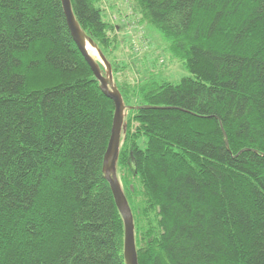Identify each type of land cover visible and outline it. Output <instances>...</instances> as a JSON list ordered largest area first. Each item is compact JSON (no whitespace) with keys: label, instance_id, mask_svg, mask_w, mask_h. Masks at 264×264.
<instances>
[{"label":"trees","instance_id":"16d2710c","mask_svg":"<svg viewBox=\"0 0 264 264\" xmlns=\"http://www.w3.org/2000/svg\"><path fill=\"white\" fill-rule=\"evenodd\" d=\"M71 1L126 106L139 264H264V0H133L178 83L129 78L101 0ZM115 110L62 0H0V264H127L104 173Z\"/></svg>","mask_w":264,"mask_h":264},{"label":"rangeland","instance_id":"374dc122","mask_svg":"<svg viewBox=\"0 0 264 264\" xmlns=\"http://www.w3.org/2000/svg\"><path fill=\"white\" fill-rule=\"evenodd\" d=\"M101 5L108 20L117 26L118 43L113 54L117 62L126 65L125 74L129 78L137 81L156 71L161 73L157 74L159 78L178 83L191 76L184 63L172 57L164 35L151 25L139 23L140 15L134 11L133 0H101ZM87 47L95 59L102 61L96 47L88 42Z\"/></svg>","mask_w":264,"mask_h":264},{"label":"water","instance_id":"95a60500","mask_svg":"<svg viewBox=\"0 0 264 264\" xmlns=\"http://www.w3.org/2000/svg\"><path fill=\"white\" fill-rule=\"evenodd\" d=\"M63 9L67 18V22L79 49L90 64L96 78L101 83V88L104 93L109 96L115 103V114L113 126L108 148L104 159L105 177L111 185L117 206L124 217L125 222V257L127 264H139V256L135 235L134 216L127 200V197L122 188V183L118 174V159L122 146V134L124 132V121L126 116V106L120 90L113 85L114 73L110 61L106 58L101 50H99L91 39H88L82 28L80 27L76 15L73 10L71 0H62ZM87 42L96 47L102 61H98L90 53ZM100 64L104 65L106 74L104 75Z\"/></svg>","mask_w":264,"mask_h":264}]
</instances>
